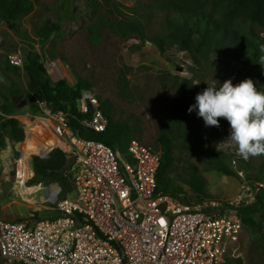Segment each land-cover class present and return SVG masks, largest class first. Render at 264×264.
Here are the masks:
<instances>
[{
  "label": "rangeland",
  "instance_id": "obj_1",
  "mask_svg": "<svg viewBox=\"0 0 264 264\" xmlns=\"http://www.w3.org/2000/svg\"><path fill=\"white\" fill-rule=\"evenodd\" d=\"M34 9L17 21L20 32L16 33L4 23H0V103L9 97L16 104L17 118L21 124L30 117L38 116L39 110L32 108L30 99L24 94H12V83L24 90L26 77L21 69L15 76L6 67V59L11 53L24 55V49L37 52L51 79H67L75 84L79 78L92 84V94L98 99L108 100L114 119L129 123L134 136L155 151L160 150V135L168 134L173 141L175 159L168 172L170 184L182 189L180 196L188 201H196L190 188L189 177L194 172L203 178L204 193L200 198L229 199L234 196L244 182L264 181V155L244 160L236 153V148L216 126L205 127L202 118L188 108L195 103V97L202 92L203 85H218L225 80L239 84L240 67L233 59L219 53L211 54L205 61L196 58L177 41L164 38V51L153 42L134 33L121 37L105 28L99 40L92 42L87 27L94 15L87 10L88 0H33ZM90 1V0H89ZM117 7L130 12L135 7L154 8L161 1L168 0H114ZM144 11H147L144 10ZM157 11V12H156ZM156 14L163 11L153 9ZM46 21L57 22L59 32L48 41H41L37 30ZM124 77V79H121ZM25 104L18 107V104ZM178 119V123L174 121ZM30 137L37 132L31 130ZM24 141V140H23ZM21 142L5 137L0 149V221L39 220L53 213L48 195L61 187L55 181L37 184L29 183L19 187L15 183L14 172ZM39 142L27 141V154L40 152ZM44 144V143H43ZM41 144V145H43ZM222 157L225 165L236 174H226L213 168V156ZM73 191L67 196H72ZM264 225V210L258 214ZM243 227L240 240V255L229 264H264V235ZM0 264H20L10 262L0 255Z\"/></svg>",
  "mask_w": 264,
  "mask_h": 264
},
{
  "label": "built area",
  "instance_id": "obj_2",
  "mask_svg": "<svg viewBox=\"0 0 264 264\" xmlns=\"http://www.w3.org/2000/svg\"><path fill=\"white\" fill-rule=\"evenodd\" d=\"M22 67L19 52L8 55ZM82 127L102 132L107 117L93 94L81 97ZM38 116L25 120L23 143L41 140L46 157L60 148L70 165L72 196L47 197L60 216L1 220L0 255L20 264H229L240 255L242 206L264 193V181L244 182L234 196L181 201L157 189L161 151L131 138L126 155L101 140L79 136L62 110L38 103ZM30 130L36 137H30ZM52 140V143H50ZM30 155L18 150L15 183L34 176Z\"/></svg>",
  "mask_w": 264,
  "mask_h": 264
},
{
  "label": "trees",
  "instance_id": "obj_3",
  "mask_svg": "<svg viewBox=\"0 0 264 264\" xmlns=\"http://www.w3.org/2000/svg\"><path fill=\"white\" fill-rule=\"evenodd\" d=\"M33 9V0H0V23L19 33L17 21ZM146 9L147 11H144ZM153 9L163 11V15L156 14ZM87 10L94 15L93 21L87 27L88 37L92 42L99 40L100 33L106 27L121 37L137 33L141 39L146 40L148 38L146 36L151 35L153 42L161 51H164L166 37L177 41L194 58L199 56L206 61L211 54L219 53L225 58L235 60L240 65L235 72L236 76L241 74L243 80L252 79L258 90L264 92V0H168L159 2L154 8L135 7L130 12L121 11L114 0H88ZM59 29V23L46 21L37 30V36L42 42L48 41L52 34L59 32ZM148 31L151 32L150 35L146 33ZM5 64L13 76L22 69L27 80L24 90L12 83V94L24 93L30 99L28 104L39 110V113V102L52 110H62L79 136L101 140L113 150L126 155L130 139L135 138L134 130L129 123L114 119L108 100L100 101L101 109L107 117L104 131L93 132L80 124L83 114L79 112L77 102L81 97L93 92L92 84L88 80L79 78L75 84L67 79L52 80L41 56L29 49H24L22 67L11 64L8 59ZM238 80L237 76L234 82ZM208 85H203L202 90ZM17 111L15 102L9 97H4L0 103V149L5 137L15 142L24 140L22 125L14 116ZM218 119L222 133L228 135V122L223 118ZM174 121L179 122L178 119ZM27 141L28 139L21 147L25 154L28 152ZM159 141L161 162L156 174L157 189L187 202V199L180 196L182 189L171 185L168 176L175 159L172 138L163 133ZM41 144L39 148L45 149V143ZM31 163L34 176L29 183L37 184L48 180L57 182L61 187L58 199L66 197L68 192L74 190L70 165L60 148L53 149L44 158L31 156ZM211 164L213 168L226 174H236L225 165L222 157L214 155ZM189 183L195 197L198 198L196 200H200L204 193L203 178L193 172L189 177ZM263 210L264 193H258L255 201L242 206L239 210L243 226L261 233V239L264 235V225L258 214ZM58 216L60 213L53 211L44 218L53 219Z\"/></svg>",
  "mask_w": 264,
  "mask_h": 264
},
{
  "label": "clouds",
  "instance_id": "obj_4",
  "mask_svg": "<svg viewBox=\"0 0 264 264\" xmlns=\"http://www.w3.org/2000/svg\"><path fill=\"white\" fill-rule=\"evenodd\" d=\"M188 112L202 118L206 128L219 127L218 118L226 120L229 124L227 140L244 160L264 155V92L258 90L252 79L235 86L231 79L219 87L208 85L196 95Z\"/></svg>",
  "mask_w": 264,
  "mask_h": 264
},
{
  "label": "water",
  "instance_id": "obj_5",
  "mask_svg": "<svg viewBox=\"0 0 264 264\" xmlns=\"http://www.w3.org/2000/svg\"><path fill=\"white\" fill-rule=\"evenodd\" d=\"M24 104H25V101H22L21 103L18 104V107H21Z\"/></svg>",
  "mask_w": 264,
  "mask_h": 264
}]
</instances>
